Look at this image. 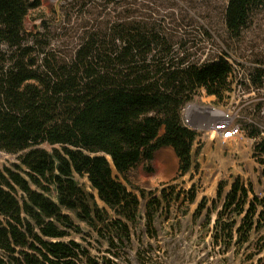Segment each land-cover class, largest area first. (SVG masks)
<instances>
[{
	"label": "trees",
	"instance_id": "obj_1",
	"mask_svg": "<svg viewBox=\"0 0 264 264\" xmlns=\"http://www.w3.org/2000/svg\"><path fill=\"white\" fill-rule=\"evenodd\" d=\"M39 6L40 0H0V152L18 158V164L0 167V264H109L91 256L73 234L90 227L114 257L121 243H131L141 202L128 174L141 165L153 174L155 154L164 148L179 160L178 178L193 171L198 134L183 123L182 109L201 89L225 100L233 70L227 56L236 52L189 62L157 26L131 15L88 24L71 57L37 50V37L27 40L24 24ZM223 21L232 41L264 33V0H227ZM255 49L247 51L253 56ZM254 56L249 62L264 66ZM251 74L253 85L264 89V68ZM249 131L251 137L260 133ZM257 151L264 164V140ZM223 188L214 242L244 247L263 227L264 210L257 207L264 200L249 201L239 179L224 197ZM172 197L163 192L167 203ZM155 203L147 206L149 221Z\"/></svg>",
	"mask_w": 264,
	"mask_h": 264
},
{
	"label": "rangeland",
	"instance_id": "obj_2",
	"mask_svg": "<svg viewBox=\"0 0 264 264\" xmlns=\"http://www.w3.org/2000/svg\"><path fill=\"white\" fill-rule=\"evenodd\" d=\"M226 4L227 0H40V6L32 9L27 16L24 29L27 40L37 37L39 43L37 50H53L71 57L78 48L82 33L88 24L131 15L136 20L147 21L157 26L171 40L174 51L179 52L180 56H188L189 62L204 63L223 54L224 50L236 52V57L247 61H254V58H257L254 55H259L258 58L264 60V33H247L241 42L232 41L227 37L223 21ZM107 14L111 16L108 17ZM262 24L264 25V22ZM253 47L256 49L251 56V50L249 52L247 50ZM257 95H262V92ZM215 100L217 105L223 108L228 102L227 99L225 103ZM255 107L254 103L252 108ZM252 117L264 126V118L258 114ZM42 147L49 152L54 149L47 144ZM9 159L5 163H0L2 169L18 164L17 156ZM173 160L177 171L173 177L163 178L161 171L166 169L167 165L173 166ZM193 162L195 166L193 171L185 177L178 178L179 160L173 149L164 148L155 154L152 162L153 174H148L144 165L131 170L128 174L131 181L129 188L140 198L141 213L146 211L150 201L161 199L162 192L166 194L173 192L175 193L173 197L177 201L170 206L169 210L173 207L174 210H170L168 218L178 221L184 212L191 214L188 225L179 227L175 236L178 241L184 238L188 255L181 251L184 248L177 247L176 254L181 253H178L177 263L172 264H264V251L259 256L256 255L264 249V224L259 232L251 234L249 244L244 247L238 248L232 243L226 249L215 242L212 244L213 222L223 206V198L218 197L221 184L224 187L223 197L231 190L235 180L239 179L249 190V201H254L255 197L264 200L263 172L258 168L260 162L258 160L254 162L251 158L249 144L242 141L238 145L229 143V146L224 147L218 140H211L208 135L200 133L193 147ZM79 180L86 192L97 197V193L93 192L86 179ZM97 203L104 207L98 198ZM201 205H204V208L199 211ZM248 207L247 205L246 209ZM257 209L261 212L264 206L259 205ZM240 222L241 218L237 220L236 227ZM159 223L161 238L166 229L163 222ZM143 231L144 233L141 227L132 234V241L137 247L131 244L122 250L121 243L120 249L115 250L118 254L117 259L123 264H135L134 258L136 263L141 264H166L165 258L169 260L170 255L167 252L162 253L156 244L146 243L145 228ZM72 238L87 247L91 256L110 258V254L107 253L109 250L107 240L101 239L90 227L82 225V233L73 234ZM259 258H262L261 262L258 261Z\"/></svg>",
	"mask_w": 264,
	"mask_h": 264
},
{
	"label": "built area",
	"instance_id": "obj_3",
	"mask_svg": "<svg viewBox=\"0 0 264 264\" xmlns=\"http://www.w3.org/2000/svg\"><path fill=\"white\" fill-rule=\"evenodd\" d=\"M227 58L232 64L233 70L228 77L230 90L227 92L225 98V100L227 99L228 101L225 105L226 107H219L216 103V98L208 96L205 89H201L198 92V95L183 107L182 120L185 126L189 129L195 131L197 134L204 133L213 140H218L224 147L229 146V143L238 145L242 141L247 142L249 144L251 158L254 162H257L260 158L257 148L264 140V126L252 116L258 114L264 118V89H262L263 91H261V89H254L255 86L253 85L251 72L255 68H264V66L251 63L245 59H240L232 53H229ZM261 92L262 95L258 96L257 93L260 94ZM198 96L201 97L198 98ZM254 103L256 104V107L253 109L252 105ZM191 109L196 110L191 111ZM195 111H197V113H218L219 115L227 118V121H217L214 122L209 129H203L191 119V114ZM249 128L257 129L260 133L256 137H251L249 135ZM10 157H12V155L0 152V163L7 162L10 160ZM258 161L260 162L258 168L261 172H264V164H262L260 160ZM262 176L264 178L263 173ZM174 195L175 194H173V196ZM172 198L173 200H170L169 203L166 202L165 204L159 206V208L156 207L157 211L155 222H153V226L150 227V232H148V229L146 228V224L144 222L145 220H143L141 224L142 228H145V242H150L154 245L156 244L162 253L167 252L170 255L169 260L165 258L166 264H172V262L177 261L178 253H181L178 252L176 254L177 247L184 248L181 249V251H183L184 255H188L187 245L184 242V238H181V240L178 241L175 236L178 233L179 227L188 225L191 219V214L184 212L181 219L179 218L178 221L168 218L170 212L174 210L173 207L170 211V206L177 201L174 197ZM162 217H164L163 220L159 221ZM159 222H163L164 229H166L165 233L161 235V238L159 237V234L161 233L159 230ZM133 244H135L134 241ZM117 258L118 256H110L111 262H109V264H123V262L121 263V261ZM185 258L188 260L187 256H185ZM135 264L137 263L135 262Z\"/></svg>",
	"mask_w": 264,
	"mask_h": 264
},
{
	"label": "bare ground",
	"instance_id": "obj_4",
	"mask_svg": "<svg viewBox=\"0 0 264 264\" xmlns=\"http://www.w3.org/2000/svg\"><path fill=\"white\" fill-rule=\"evenodd\" d=\"M196 109H191L194 111ZM217 114V115H215ZM211 113V112H204V113H197V111L191 114V119L194 123L198 124L199 127L209 129L214 122L217 121H227L225 117L219 115L218 113ZM212 140V138H211ZM173 164H175V160H173Z\"/></svg>",
	"mask_w": 264,
	"mask_h": 264
},
{
	"label": "crops",
	"instance_id": "obj_5",
	"mask_svg": "<svg viewBox=\"0 0 264 264\" xmlns=\"http://www.w3.org/2000/svg\"><path fill=\"white\" fill-rule=\"evenodd\" d=\"M163 166H165V165H163ZM173 166L167 165V168L163 169L161 171L163 178H171V177H173V175L177 171V170L175 171V164H173Z\"/></svg>",
	"mask_w": 264,
	"mask_h": 264
}]
</instances>
